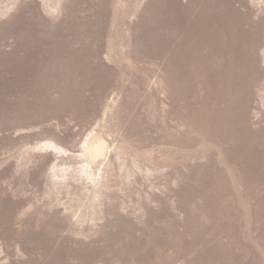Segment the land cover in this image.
Here are the masks:
<instances>
[{"label":"rangeland","instance_id":"obj_1","mask_svg":"<svg viewBox=\"0 0 264 264\" xmlns=\"http://www.w3.org/2000/svg\"><path fill=\"white\" fill-rule=\"evenodd\" d=\"M0 264H264V0H0Z\"/></svg>","mask_w":264,"mask_h":264}]
</instances>
